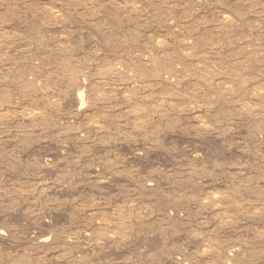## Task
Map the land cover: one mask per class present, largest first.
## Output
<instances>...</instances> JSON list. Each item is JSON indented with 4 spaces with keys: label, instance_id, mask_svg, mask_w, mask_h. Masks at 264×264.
I'll return each instance as SVG.
<instances>
[{
    "label": "rangeland",
    "instance_id": "obj_1",
    "mask_svg": "<svg viewBox=\"0 0 264 264\" xmlns=\"http://www.w3.org/2000/svg\"><path fill=\"white\" fill-rule=\"evenodd\" d=\"M0 264H264V0H0Z\"/></svg>",
    "mask_w": 264,
    "mask_h": 264
}]
</instances>
